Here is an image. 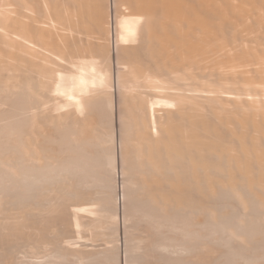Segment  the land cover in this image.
Returning a JSON list of instances; mask_svg holds the SVG:
<instances>
[{
	"label": "bare ground",
	"instance_id": "bare-ground-1",
	"mask_svg": "<svg viewBox=\"0 0 264 264\" xmlns=\"http://www.w3.org/2000/svg\"><path fill=\"white\" fill-rule=\"evenodd\" d=\"M8 249L264 264V0H0Z\"/></svg>",
	"mask_w": 264,
	"mask_h": 264
},
{
	"label": "rangeland",
	"instance_id": "rangeland-1",
	"mask_svg": "<svg viewBox=\"0 0 264 264\" xmlns=\"http://www.w3.org/2000/svg\"><path fill=\"white\" fill-rule=\"evenodd\" d=\"M7 252H8V254H9V253H14V252H12L10 249H8ZM4 253H5V252H4ZM4 253H3V254H4ZM17 253L22 254V253H20V252H17ZM8 254L6 253V255H8ZM6 255L4 254V256H3V255L1 254V256H3V259H1L2 257L0 258V261H1V262H2V260H8L7 258H9V256H11V254H9L8 256H6ZM12 255H13L14 259H18V260H20L19 258H17V256H18L17 254L14 253V254H12ZM14 255H15V256H14ZM22 255H23V254H22ZM22 255L19 256V257L25 259L26 257H24V256H22ZM5 257H6V259H5ZM15 257H16V258H15ZM30 257H32V256H30ZM30 257H28V258H30ZM33 257H34V256H33ZM33 257H32V258H33ZM32 258H30V260H31ZM10 259H13V258L10 257V258H9V261H10ZM37 259L40 260L41 258H39V257H34L33 260L36 261ZM27 260H28V259H27ZM38 260H37V261H38Z\"/></svg>",
	"mask_w": 264,
	"mask_h": 264
}]
</instances>
